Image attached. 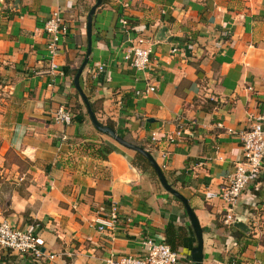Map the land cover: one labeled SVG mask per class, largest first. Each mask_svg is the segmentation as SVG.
<instances>
[{"label": "crops", "instance_id": "0c3cea01", "mask_svg": "<svg viewBox=\"0 0 264 264\" xmlns=\"http://www.w3.org/2000/svg\"><path fill=\"white\" fill-rule=\"evenodd\" d=\"M94 1L0 0V221L30 227L53 256L35 263L0 251V264H104L109 254L141 255L144 238L170 242L177 264H190L182 205L152 169L131 164L136 153L93 128L73 87ZM55 10L68 32L49 72L42 22ZM138 37L151 49L141 71L124 59ZM95 65L102 72L89 75ZM78 87L97 122L158 167L167 154L159 169L203 229L201 264H264V158L234 211L245 231L222 223L218 196L241 160L239 133L264 115V0H101ZM58 108L70 124L53 121ZM104 146L111 152L100 159ZM110 206L118 221L99 233L94 219Z\"/></svg>", "mask_w": 264, "mask_h": 264}, {"label": "built area", "instance_id": "2783aa9c", "mask_svg": "<svg viewBox=\"0 0 264 264\" xmlns=\"http://www.w3.org/2000/svg\"><path fill=\"white\" fill-rule=\"evenodd\" d=\"M117 23L125 30L128 29L124 17H119ZM42 31L45 37V50L50 57L48 71L53 72L56 70V65L52 63V59L56 55L59 41L67 34L68 27L55 10L42 22ZM173 52H175V49L171 50V53ZM150 54V44L145 39L138 37L128 48L124 59L134 70L141 71L147 67ZM100 72H102V67L95 65L93 71H89V75ZM151 90V87L147 88V91ZM52 119L54 122L65 125L71 123L70 114L62 108H58L55 111ZM179 137L180 133L175 131L173 134L165 135L164 140L172 144ZM238 137L241 148V160L233 165L227 176L226 183L218 195L225 207L222 223L226 226H231L235 221L234 211L242 191L261 172L262 159L264 158V115H258L253 118L249 127L240 132ZM149 140L151 144L156 143L157 139L154 133H150ZM166 155L165 152H160L159 157L163 162L159 168L165 167ZM117 221V210L114 206H110L108 212L98 215L94 219L96 230L99 233L112 230ZM40 246L39 239L30 227L15 228L4 220L0 221V251H7L18 256H27L35 263H39L43 258L52 259L53 256L45 255L41 251ZM140 248L142 254L139 256L109 254L103 259V262L104 264H177L179 261L176 252L172 251L164 243H156L144 238L140 241Z\"/></svg>", "mask_w": 264, "mask_h": 264}, {"label": "water", "instance_id": "95a60500", "mask_svg": "<svg viewBox=\"0 0 264 264\" xmlns=\"http://www.w3.org/2000/svg\"><path fill=\"white\" fill-rule=\"evenodd\" d=\"M14 3H17V0H14ZM100 4H101V0H95L94 4L89 8V10L86 14L85 35H86V39H87V48H86L84 58H83L82 62L80 63L79 67L76 69V72L73 76V79H72L73 87L76 90V92L78 93V95H79V97H80V99H81V101L85 107L87 117H88L91 125L93 126V128L98 133L105 135L108 138H110L118 146L125 148V149H128L130 151H133L134 153L142 156L147 161V163L149 164L153 173L155 174L157 181H158L159 185L161 186V188L166 193H168L169 195L174 197L177 201H179V203L182 205L184 212H185V216L188 220L190 229H191L193 236H194V239H195V245L189 251V262H190V264H201L203 229L199 226L197 219L195 218L193 212L191 211V209L189 208V206L187 204V201L181 195H179L171 186H169L167 184V182L165 181L163 174L161 173L159 167L157 166L155 161L152 159V157L149 155V153L146 150H144L141 147H137V146H134V145L126 142L124 139H122L120 136H118L112 128H110L107 125H103V124L96 121V119L94 118V115L90 109V106H89L87 99L85 98V96L82 94V92L80 91V89L78 87V77H79L82 69L86 65L87 57L89 55V35H90L91 18H92V15L94 13V10ZM232 227L237 228L241 231H245L244 225L239 221L233 222Z\"/></svg>", "mask_w": 264, "mask_h": 264}, {"label": "trees", "instance_id": "16d2710c", "mask_svg": "<svg viewBox=\"0 0 264 264\" xmlns=\"http://www.w3.org/2000/svg\"><path fill=\"white\" fill-rule=\"evenodd\" d=\"M110 152H111V148L108 147V146H104V147H101V148H97L95 150V155L98 158H100V159H105L106 155L109 154ZM131 164L134 165V166H136V167H141V169L147 168V169H150L151 170V168H150L149 164L147 163V161L142 156H140L138 154L135 155V157H134V159H133V161H132ZM151 172H152V170H151ZM167 244L169 245V248L172 251H174L173 250V247H172V244L170 242H167Z\"/></svg>", "mask_w": 264, "mask_h": 264}]
</instances>
